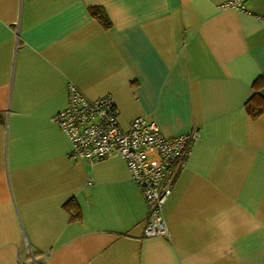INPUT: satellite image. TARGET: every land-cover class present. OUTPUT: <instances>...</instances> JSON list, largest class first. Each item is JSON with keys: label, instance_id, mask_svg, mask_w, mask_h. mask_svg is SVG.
<instances>
[{"label": "crops", "instance_id": "obj_1", "mask_svg": "<svg viewBox=\"0 0 264 264\" xmlns=\"http://www.w3.org/2000/svg\"><path fill=\"white\" fill-rule=\"evenodd\" d=\"M230 1L0 0V264H264V114L246 111L264 0ZM70 83L112 96L124 130L143 117L167 139L200 132L164 204L168 237L145 236L123 158L70 159L53 119Z\"/></svg>", "mask_w": 264, "mask_h": 264}, {"label": "built area", "instance_id": "obj_2", "mask_svg": "<svg viewBox=\"0 0 264 264\" xmlns=\"http://www.w3.org/2000/svg\"><path fill=\"white\" fill-rule=\"evenodd\" d=\"M245 1L231 0L222 8L244 11ZM118 112L112 96L90 100L70 83L68 104L53 119L71 144V160L95 164L119 156L126 161L148 207L145 236L168 237L164 204L171 194L173 177L184 166L200 132L167 139L155 122L143 117L134 119L124 130L119 126Z\"/></svg>", "mask_w": 264, "mask_h": 264}, {"label": "trees", "instance_id": "obj_3", "mask_svg": "<svg viewBox=\"0 0 264 264\" xmlns=\"http://www.w3.org/2000/svg\"><path fill=\"white\" fill-rule=\"evenodd\" d=\"M89 12L104 28L109 29L112 26V22L104 9L100 7H91L89 8ZM262 89H264V80L260 78L254 83L255 93L246 104V111L253 118H258L264 114V95L261 93ZM67 209L74 213V218L80 217V212L73 203H70V207L67 206Z\"/></svg>", "mask_w": 264, "mask_h": 264}]
</instances>
